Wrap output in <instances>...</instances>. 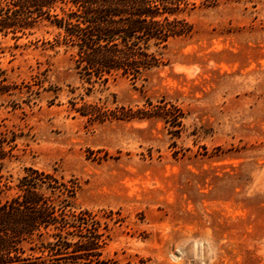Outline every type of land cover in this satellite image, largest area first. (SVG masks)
Here are the masks:
<instances>
[{
  "label": "rangeland",
  "instance_id": "obj_1",
  "mask_svg": "<svg viewBox=\"0 0 264 264\" xmlns=\"http://www.w3.org/2000/svg\"><path fill=\"white\" fill-rule=\"evenodd\" d=\"M203 1L184 15L193 33L140 79L88 84L47 23L0 36L16 86L0 98V134L15 139L0 201L34 168L77 185L72 211L96 216L106 264H264V0ZM84 103L181 118L90 121Z\"/></svg>",
  "mask_w": 264,
  "mask_h": 264
},
{
  "label": "trees",
  "instance_id": "obj_2",
  "mask_svg": "<svg viewBox=\"0 0 264 264\" xmlns=\"http://www.w3.org/2000/svg\"><path fill=\"white\" fill-rule=\"evenodd\" d=\"M212 2L201 6L214 7ZM197 7L198 0H0V36L18 39L47 23L58 30L57 42L74 49V69L88 84L119 74L140 79L165 64L163 51L171 40L193 33L184 15ZM15 89L0 68V98ZM75 110L90 121L181 118L166 105L135 113L121 108L117 114L84 103ZM14 141L0 134V193ZM76 187L50 172L25 169L18 193L0 201V264H106L96 216L72 211ZM27 247L33 254H26Z\"/></svg>",
  "mask_w": 264,
  "mask_h": 264
}]
</instances>
